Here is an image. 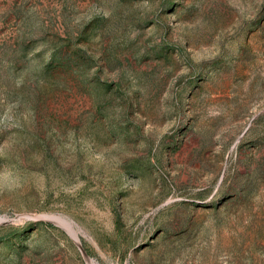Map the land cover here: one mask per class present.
<instances>
[{"label": "rangeland", "instance_id": "rangeland-1", "mask_svg": "<svg viewBox=\"0 0 264 264\" xmlns=\"http://www.w3.org/2000/svg\"><path fill=\"white\" fill-rule=\"evenodd\" d=\"M93 260L264 264V0H0V264Z\"/></svg>", "mask_w": 264, "mask_h": 264}, {"label": "bare ground", "instance_id": "bare-ground-1", "mask_svg": "<svg viewBox=\"0 0 264 264\" xmlns=\"http://www.w3.org/2000/svg\"><path fill=\"white\" fill-rule=\"evenodd\" d=\"M40 217L44 218V219L51 220L54 223L62 226L69 233V235L71 237H73V239L76 242L80 241L79 236L74 229V223L71 222L70 220H68L67 218L63 217L62 215H56V214H45V215H42ZM2 220H5V219H2ZM87 262H89V260ZM90 264H97V263L93 260V261H91Z\"/></svg>", "mask_w": 264, "mask_h": 264}]
</instances>
